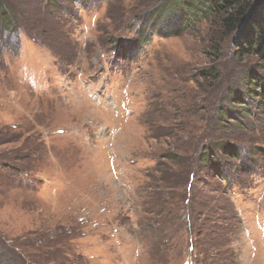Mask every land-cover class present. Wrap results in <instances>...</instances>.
Here are the masks:
<instances>
[{
  "label": "rangeland",
  "instance_id": "obj_1",
  "mask_svg": "<svg viewBox=\"0 0 264 264\" xmlns=\"http://www.w3.org/2000/svg\"><path fill=\"white\" fill-rule=\"evenodd\" d=\"M167 1L1 0L0 251L16 264H264V99L219 117L264 61L209 20L123 57ZM221 143L258 172L201 171Z\"/></svg>",
  "mask_w": 264,
  "mask_h": 264
},
{
  "label": "trees",
  "instance_id": "obj_2",
  "mask_svg": "<svg viewBox=\"0 0 264 264\" xmlns=\"http://www.w3.org/2000/svg\"><path fill=\"white\" fill-rule=\"evenodd\" d=\"M3 9L0 0V22L4 26L2 30L5 32L7 24H4L2 19L5 16H11V14ZM148 18L142 23L143 27L139 28L135 40L126 44L121 43L117 47L118 51L123 54L122 56L128 60L138 57V53L143 50L154 35L164 38L179 36L188 31V21L209 20L215 22L223 33L236 34L234 48L241 59L247 56H257L264 61V0H169ZM147 27L150 28L151 33L147 32ZM200 76L213 79L217 75L212 70L208 73L203 72ZM242 85L243 94L232 90L227 100V106L221 108L219 117L226 121L227 118L235 120V111L241 110L240 114L244 118H249L252 110L249 109L248 101L260 102L264 99V82L257 75L251 74ZM227 160H234L238 162V165L225 163L224 161ZM199 163L204 167L201 171L217 175L227 185L230 184V174L233 171H237L244 178L251 177L258 172L254 164H248L244 160L239 149L222 143L214 146L211 144L204 148L199 157ZM21 173L23 172H17L18 175ZM8 251L9 249L0 251L2 263L4 259L3 264H16L15 259L11 258ZM81 263L82 261L79 264Z\"/></svg>",
  "mask_w": 264,
  "mask_h": 264
}]
</instances>
